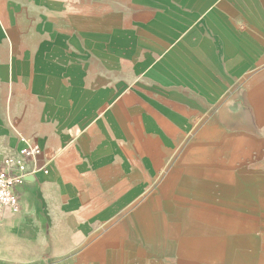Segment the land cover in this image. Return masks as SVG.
<instances>
[{
  "label": "crops",
  "instance_id": "1",
  "mask_svg": "<svg viewBox=\"0 0 264 264\" xmlns=\"http://www.w3.org/2000/svg\"><path fill=\"white\" fill-rule=\"evenodd\" d=\"M26 141L0 264H162L180 191L217 226L170 264H264V0H0V168Z\"/></svg>",
  "mask_w": 264,
  "mask_h": 264
},
{
  "label": "rangeland",
  "instance_id": "2",
  "mask_svg": "<svg viewBox=\"0 0 264 264\" xmlns=\"http://www.w3.org/2000/svg\"><path fill=\"white\" fill-rule=\"evenodd\" d=\"M188 199L193 200L194 195L189 196L182 191L175 196L145 198L147 203L145 206L144 228L140 232L142 244H132L130 247L132 252L171 253L174 248L177 249L181 237L200 234L206 229L212 232L217 225L205 224V222L207 223L212 219L202 218L199 202H193L192 211L190 207L186 208ZM228 228L225 230L230 231ZM128 233L132 238L138 237V233L135 231L131 230ZM164 254L162 258L160 257V259H163L162 264H170V257Z\"/></svg>",
  "mask_w": 264,
  "mask_h": 264
},
{
  "label": "built area",
  "instance_id": "3",
  "mask_svg": "<svg viewBox=\"0 0 264 264\" xmlns=\"http://www.w3.org/2000/svg\"><path fill=\"white\" fill-rule=\"evenodd\" d=\"M41 152L42 148L38 142L26 141L25 146L18 152V159L5 157L0 168V215L5 207L19 209V196L14 190L15 184L26 177L24 173L26 161L37 157Z\"/></svg>",
  "mask_w": 264,
  "mask_h": 264
}]
</instances>
